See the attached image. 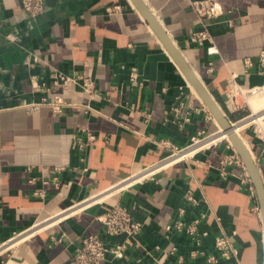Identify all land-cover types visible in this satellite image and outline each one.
Instances as JSON below:
<instances>
[{
    "label": "crops",
    "instance_id": "crops-1",
    "mask_svg": "<svg viewBox=\"0 0 264 264\" xmlns=\"http://www.w3.org/2000/svg\"><path fill=\"white\" fill-rule=\"evenodd\" d=\"M218 1L223 13L210 20L217 52L209 54L208 41H190L199 22L187 0H144L229 121L245 113L226 109L229 76L235 73L243 87L264 83V65L258 62L264 48V0ZM44 4L30 16L20 0H0V242L36 222L45 225L0 251V264H67L82 238L92 233L108 245L123 241L125 234L111 235L96 220L115 203L142 228L123 258L107 255L100 264H264L257 193L255 199L240 184L238 166L221 176L220 161L228 152L224 143L166 166L153 179L113 189L166 156L164 141L184 146L191 135L220 125L132 2ZM246 59L253 61L247 70ZM58 72L89 76L92 93L78 83L54 85ZM34 83L45 88L36 89ZM55 94L70 103L61 112L41 101ZM180 102L179 114L174 113L172 107ZM201 103L212 116L194 109ZM87 133L94 134L92 143L79 148L75 138ZM242 136L264 182L263 145L250 129ZM54 175L66 184L63 194L54 187ZM188 190L195 203L187 200ZM91 196L95 200L82 204ZM200 214L198 231L207 233L198 242L182 231L165 230L176 219L187 223ZM222 232L233 233L236 258L218 257L214 238ZM193 249L218 258L192 257Z\"/></svg>",
    "mask_w": 264,
    "mask_h": 264
},
{
    "label": "built area",
    "instance_id": "built-area-1",
    "mask_svg": "<svg viewBox=\"0 0 264 264\" xmlns=\"http://www.w3.org/2000/svg\"><path fill=\"white\" fill-rule=\"evenodd\" d=\"M190 8L195 12L198 18L199 27L193 30L190 34V41L193 43H202L204 41H208L209 44L206 47V51L209 54H213L217 52V48L212 42V34L210 32V20L217 19L223 13V7L218 0H187ZM21 7L25 10L30 16H34L40 13L44 8V0H20ZM118 6H114L113 8H108L109 11H113ZM4 23V19L0 15V28ZM7 36H10L7 34ZM258 62L260 65H264V48L260 51ZM244 64L247 68L252 67L253 61L250 59H246ZM136 76V69L133 68L130 73V78L133 79ZM237 75L232 73L229 78V90L226 93V98L224 100L226 109L231 112H237L240 110H244L248 104V97L257 92L264 93V83L254 85L251 87H243L241 86L237 80ZM70 83H78L83 88L85 92L91 94L93 91L94 81L89 77L82 73H76L73 75L64 74L58 72L55 74V78L53 81L54 85H63L68 86ZM186 87L191 91V85L189 81L185 78ZM34 88H45L43 84L40 86L37 83H34ZM192 92V91H191ZM195 94V92H192ZM196 95V94H195ZM42 102H45L51 106V108L56 112H61L62 109L69 105L61 95L55 94L52 98H42ZM181 103L178 106H173L172 110L174 113L179 114V109L181 108ZM37 103L31 102L28 105L33 107L36 106ZM190 105V104H189ZM194 109L198 112H204L206 116H212L204 103H201L199 106L194 107ZM188 118L185 117L184 121H187ZM242 120H247L245 126L239 130V137L242 138V132L245 129H250L263 145V150L260 153V156L263 157L264 160V109L259 111H254L250 109V111L245 112L242 116L230 119L229 123L234 129V125ZM178 124H181L182 120H177ZM221 128V131H224L223 128L217 124V128L212 132L198 131L196 134L190 136L189 141L184 146H177L176 144L170 141H162L164 146L169 149V152L166 156L161 158L160 160L151 163L139 171L133 173L130 177L119 182V184L115 185L113 189H121L125 186L142 181L144 179H153L156 174L166 166L173 164L177 161L184 160L188 157L194 156L198 151L211 148L220 143H224V146L227 148L228 152L224 155L222 160L220 161V174L221 176H226L229 173V166H238L241 168V171L238 173L240 184L248 191V193L256 199V189L253 184L252 178L245 166V163L239 153L237 152L235 146L229 139V136L226 138H221L217 140H209L204 145H199L195 147L200 142L208 139L217 133V131ZM241 131V132H240ZM94 139V134L87 133L85 138L76 137V143L79 148H83L84 146L91 144ZM248 146V145H246ZM250 150L249 147L247 148ZM257 159V158H256ZM52 181L54 183L55 189L59 194H63V190L66 187V184L59 182L56 175L52 177ZM187 200L195 203L196 200L192 196L191 191L188 190L186 194ZM95 200L94 197H88L83 199L82 204H88L89 202ZM255 210H258V206L254 207ZM180 213H183V209H179ZM204 218V214H200L196 218L191 221L185 223L180 219L174 220L172 223H168L165 226V230L167 232L176 230L182 231L189 235L196 242L199 241L200 235H206V231L199 232L198 231V223ZM96 220L101 223L105 231L111 235L125 234V238L123 241L114 243L112 245L106 244L97 234H88L82 238L80 246L77 248L72 258L68 261L67 264H100L103 260L106 259L107 255H111L116 259L123 258L124 250L128 246L136 245V237L138 232L142 228V222L133 219L130 212L121 204L115 203L110 206L106 211L96 216ZM39 226V227H38ZM45 225H41L40 222L34 223L33 226L28 228L25 232L18 233L14 235L9 241L0 242V251L4 249H8L12 243L15 241L21 240L27 237L30 234H33L37 230L43 228ZM233 234V233H232ZM232 234H226L224 232L217 234L214 238V247L218 251V257L229 259L236 258L238 254V248L234 244L232 240ZM175 249V246L171 247V251ZM190 255L192 257L198 255H206V259L210 262H215L217 260V256L213 254H206L204 251L193 249L190 251Z\"/></svg>",
    "mask_w": 264,
    "mask_h": 264
},
{
    "label": "water",
    "instance_id": "water-1",
    "mask_svg": "<svg viewBox=\"0 0 264 264\" xmlns=\"http://www.w3.org/2000/svg\"><path fill=\"white\" fill-rule=\"evenodd\" d=\"M130 1L132 2L133 6L139 11V13L144 18V20L148 22L152 30L158 35V37L163 42V44L166 46V49L168 50L171 57L177 63V65L182 70V72L186 75L191 85L197 91V93L202 98V100L205 102L207 107L210 109L214 117L219 122L220 126L223 128L224 131L228 132L229 139L231 140L237 152L243 159L245 166L255 185L257 197H258V200L261 206L263 220H264V182L244 142L238 136V134L235 133L234 129L230 125L225 114L221 111V109L219 108L217 103L214 101L210 93L206 90L204 85L200 82V80L194 73L193 69L190 67V65L187 63L182 53L178 50V48L172 42V40L170 39V37L168 36L164 28L160 25L159 21L156 19L154 14L151 12L149 7L146 5L144 0H130Z\"/></svg>",
    "mask_w": 264,
    "mask_h": 264
},
{
    "label": "bare ground",
    "instance_id": "bare-ground-1",
    "mask_svg": "<svg viewBox=\"0 0 264 264\" xmlns=\"http://www.w3.org/2000/svg\"><path fill=\"white\" fill-rule=\"evenodd\" d=\"M258 98H260L261 100L258 99ZM255 99H258L260 102H257L256 104L252 103ZM261 101H262V102H261ZM250 105L254 108V111H255V110H256V111H259V110H258L259 107L262 106V108H264V97H261L260 95H255V96H253V97L250 99ZM262 110H263V109H262ZM246 122H247V120H242V121L236 123V124L234 125V131H235V133H238L239 130H240L241 128H243V126L245 125ZM222 136L228 137V132H227V131H221V128H220V129L217 131L216 134H214L213 136L209 137L208 139H206V140L200 142V143L197 144L195 147H197V146H199V145H204V144L207 143V141H209V140L213 141V140L221 139L220 137H222ZM225 137H222V138H225ZM245 146H246V145H245ZM81 205H82V204H81ZM81 205H80V206H81Z\"/></svg>",
    "mask_w": 264,
    "mask_h": 264
},
{
    "label": "rangeland",
    "instance_id": "rangeland-1",
    "mask_svg": "<svg viewBox=\"0 0 264 264\" xmlns=\"http://www.w3.org/2000/svg\"><path fill=\"white\" fill-rule=\"evenodd\" d=\"M255 95H260L261 97H264V93L263 92H257V93H254V94H252V95H250L249 97H248V104H249V106H247L245 109H244V111L245 112H247V111H250V109H252V110H254V108L250 105V99L253 97V96H255ZM258 99H260V98H258ZM261 100V99H260ZM262 109H264V108H262V106L261 107H259V109L258 110H262ZM241 111V110H240ZM256 111V110H255ZM241 132V131H240ZM239 133V132H238ZM237 133V134H238ZM242 134V133H241Z\"/></svg>",
    "mask_w": 264,
    "mask_h": 264
}]
</instances>
